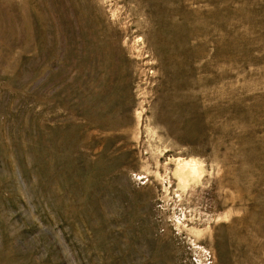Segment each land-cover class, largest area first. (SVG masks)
Segmentation results:
<instances>
[{
	"label": "rangeland",
	"instance_id": "obj_1",
	"mask_svg": "<svg viewBox=\"0 0 264 264\" xmlns=\"http://www.w3.org/2000/svg\"><path fill=\"white\" fill-rule=\"evenodd\" d=\"M0 264H264V0H0Z\"/></svg>",
	"mask_w": 264,
	"mask_h": 264
}]
</instances>
